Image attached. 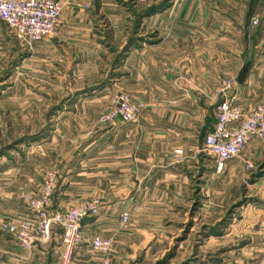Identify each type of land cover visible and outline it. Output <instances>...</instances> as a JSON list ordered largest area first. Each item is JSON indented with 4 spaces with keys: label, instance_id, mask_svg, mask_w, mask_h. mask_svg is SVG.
<instances>
[{
    "label": "crops",
    "instance_id": "0c3cea01",
    "mask_svg": "<svg viewBox=\"0 0 264 264\" xmlns=\"http://www.w3.org/2000/svg\"><path fill=\"white\" fill-rule=\"evenodd\" d=\"M58 1L63 13L56 33L21 59L52 61L81 80L60 112L75 114L77 104L107 99L115 90L143 101L146 109L136 123L101 124L96 139L74 146L68 184L57 190L50 209L64 210L96 194L92 182L98 179L109 195L120 197L112 205L108 196V208L129 210L131 220L123 228L121 219L101 212L85 220L84 233L112 237V264H128L173 236L168 229L187 226L190 190H247L232 196L235 203L244 201L243 212L240 222L232 218L227 227L239 225L257 237L252 242L264 243V141H253L246 151L250 160L261 162L250 174L239 159L219 171L215 158L202 153L222 101L217 93L227 80L243 108L264 102V0ZM9 33L0 23V40ZM197 208L202 217L193 218L195 225L206 217L201 225L218 226L217 204L206 200ZM32 215L18 194L0 190V264H57L61 235L56 230L50 241H37L27 251L2 229L3 223ZM102 257L84 245L73 264H100Z\"/></svg>",
    "mask_w": 264,
    "mask_h": 264
},
{
    "label": "rangeland",
    "instance_id": "374dc122",
    "mask_svg": "<svg viewBox=\"0 0 264 264\" xmlns=\"http://www.w3.org/2000/svg\"><path fill=\"white\" fill-rule=\"evenodd\" d=\"M262 19L260 23L264 22ZM23 46L26 45L11 31L6 41L0 40V190L18 194L28 203L27 196L40 197L48 183L52 182L53 196L57 190L67 186V160L74 146L81 148L84 140L98 137L101 116L113 106L117 94L125 92L115 90L107 99L84 103L83 107L77 104L79 111L75 114L62 113L59 108L71 90L82 85L81 80H73L65 73L66 69L52 61L41 62L34 58L23 61V54L32 53L30 46L28 49ZM106 106L108 108L103 111ZM202 153L208 155L204 150ZM253 163V171H256L261 162ZM223 181L221 178V183ZM99 184L98 179H93L92 186L97 188V192L101 189L83 200L99 199L103 206L101 212L121 219L122 210L108 208L109 204L105 202L113 198V205L120 197L112 193L109 195L106 188ZM190 191V205L193 204V207L188 212L187 226L168 229L173 236L157 243L147 257L137 255L135 261L128 264H264V243L252 242L257 237L251 238V234L244 233V228L239 225L227 227L232 218L240 222L243 212L241 204L244 201L235 203L232 196L247 190ZM52 198L47 205L51 214H62L68 209L52 211ZM206 200L217 204L218 226L201 225L206 217L195 225L202 217L197 214V207ZM82 201L69 208L78 207ZM32 214L31 217L12 219L10 222L31 219L34 217ZM196 215L198 220L194 221ZM54 230L62 238L61 227L54 226ZM229 230L236 233L228 236ZM163 234L168 233L165 231Z\"/></svg>",
    "mask_w": 264,
    "mask_h": 264
},
{
    "label": "built area",
    "instance_id": "2783aa9c",
    "mask_svg": "<svg viewBox=\"0 0 264 264\" xmlns=\"http://www.w3.org/2000/svg\"><path fill=\"white\" fill-rule=\"evenodd\" d=\"M63 4L58 0H0V23L5 24L18 40L27 46L50 38L61 23ZM252 23L259 24L258 18ZM232 80H227L217 93L222 100L217 107L214 127L205 135L203 150L215 158L221 171L229 162L241 160L246 171L252 172L254 163L246 157V151L255 140L264 141V102L245 109L235 102ZM146 109L143 101L134 102L127 93H119L111 106L101 116L102 124L114 122L136 123ZM181 154V150H176ZM52 182L40 197L27 196L28 206L34 213L31 219L3 223L2 229L12 233L20 248L30 251L37 241L51 239L54 226L62 230L61 252L57 264H73L78 251L88 245L102 254L100 264H112L114 241L109 236L87 238L83 227L86 219L97 217L103 208L99 199L83 200L78 207L68 208L62 214H51L47 209L52 198ZM131 220L127 209L121 213V226Z\"/></svg>",
    "mask_w": 264,
    "mask_h": 264
},
{
    "label": "trees",
    "instance_id": "16d2710c",
    "mask_svg": "<svg viewBox=\"0 0 264 264\" xmlns=\"http://www.w3.org/2000/svg\"><path fill=\"white\" fill-rule=\"evenodd\" d=\"M154 8H152L151 10H153Z\"/></svg>",
    "mask_w": 264,
    "mask_h": 264
}]
</instances>
